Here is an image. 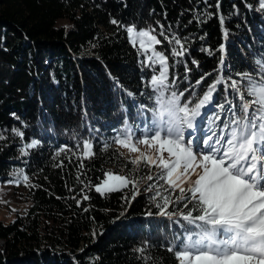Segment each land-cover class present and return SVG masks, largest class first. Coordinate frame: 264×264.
Listing matches in <instances>:
<instances>
[{
	"label": "trees",
	"instance_id": "obj_1",
	"mask_svg": "<svg viewBox=\"0 0 264 264\" xmlns=\"http://www.w3.org/2000/svg\"><path fill=\"white\" fill-rule=\"evenodd\" d=\"M218 2L219 7L217 0H0V182L11 179V171L23 170L31 201L12 220L0 219V264H142L136 250L145 243L157 264H178L165 249L180 229L145 215L157 211L145 191L153 183L147 175L156 176L152 167L144 168L134 200L130 190L102 195L95 184L105 171L126 175L146 163H128L135 159L115 144L102 148L113 129L122 126L125 108L142 125L137 105L150 104L141 95L151 74L141 67L145 57L120 25L155 28L157 35L163 25L166 34L187 37L183 59L190 71L181 64L174 71L192 83L210 73L201 96L218 79L221 58L226 77L255 73V61L264 56V12L258 0ZM205 11L210 18L201 23L198 17ZM59 17L67 18L70 27L56 26ZM158 39L156 47L171 65L170 48ZM172 72L170 67V79ZM224 96L220 86L216 99L223 102ZM13 129L22 131L23 139ZM32 139L41 146L22 157L21 146ZM88 139L97 154L86 159L79 142ZM61 147L71 151L57 156Z\"/></svg>",
	"mask_w": 264,
	"mask_h": 264
},
{
	"label": "snow or ice",
	"instance_id": "obj_2",
	"mask_svg": "<svg viewBox=\"0 0 264 264\" xmlns=\"http://www.w3.org/2000/svg\"><path fill=\"white\" fill-rule=\"evenodd\" d=\"M203 2L206 4L207 0ZM258 4L264 12V0H258ZM198 18L204 23L210 14L205 11ZM110 22L120 25L116 19ZM220 23H224L223 17ZM120 26L125 28L134 47L138 43L137 51L145 57L141 67L151 74L144 81L148 91L141 95L150 104L137 105L136 117L143 119L142 125L136 124L125 108L122 126L113 129L114 135L103 142L102 148L108 151L115 144L138 152L135 143H142L156 147L158 159L141 153L128 161L132 165L146 162L135 172L129 170L125 175L105 171L95 191L104 195L130 190L134 200L140 194L138 185L144 179V168L155 166L160 171L155 177L147 175L153 183L145 191L157 211L145 215L170 221L180 229L179 233L174 232L173 241L165 249L178 264H264V56L255 61V73L237 74L239 79L222 74L221 58L218 79L201 96L200 86L210 73L192 83L188 75L181 80L174 71L177 64L190 71L187 60L183 59L188 53L187 37L168 35L164 26H160L158 35L167 42L173 59L169 65V56L156 47L161 45V40L155 28L139 30L136 26ZM224 35L227 38L229 33L225 31ZM220 51L224 52L223 44ZM191 63L197 65L195 60ZM185 82L188 87L181 90L180 85ZM220 86L225 93L223 102L216 99ZM125 94L135 96L131 92ZM13 134L24 137L19 129H13ZM79 143L84 158L97 154L92 140ZM40 146L37 139L23 144L22 157L30 156V150ZM69 151L61 147L56 155ZM21 179L27 182L29 176L17 170L15 181L9 182L19 184ZM88 199L87 195L83 196L84 201ZM149 247L145 243L138 248V258L142 264H157Z\"/></svg>",
	"mask_w": 264,
	"mask_h": 264
},
{
	"label": "rangeland",
	"instance_id": "obj_3",
	"mask_svg": "<svg viewBox=\"0 0 264 264\" xmlns=\"http://www.w3.org/2000/svg\"><path fill=\"white\" fill-rule=\"evenodd\" d=\"M55 25L67 28L70 27L71 22L65 17H59L55 20ZM117 147L121 152L134 159L140 156L141 153H143L144 155L156 157L158 159L156 147H149L148 145H144L142 143H135V147L139 149L138 152H132L129 148H125L121 145H117ZM164 155L167 158L166 152L164 153ZM152 168L154 169L156 174L160 171V169L156 168L155 166H152ZM16 171L17 170H13L10 172L12 176L11 179H8L5 182H0V219L4 221L12 220L16 214L23 213L31 203L26 188V184L28 182H24L22 179L20 180L19 184H17L16 182H9L15 181ZM109 172L120 174L113 171ZM193 179H195V177H193ZM138 186L140 189V185ZM185 187H187V185H185ZM1 241L2 240H0V245L2 244Z\"/></svg>",
	"mask_w": 264,
	"mask_h": 264
},
{
	"label": "water",
	"instance_id": "obj_4",
	"mask_svg": "<svg viewBox=\"0 0 264 264\" xmlns=\"http://www.w3.org/2000/svg\"><path fill=\"white\" fill-rule=\"evenodd\" d=\"M2 242V241H1Z\"/></svg>",
	"mask_w": 264,
	"mask_h": 264
}]
</instances>
